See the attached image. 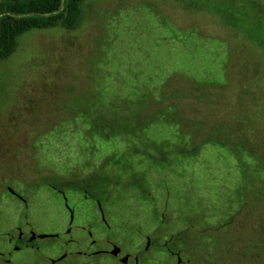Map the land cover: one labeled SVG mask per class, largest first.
Wrapping results in <instances>:
<instances>
[{
    "label": "rangeland",
    "instance_id": "obj_1",
    "mask_svg": "<svg viewBox=\"0 0 264 264\" xmlns=\"http://www.w3.org/2000/svg\"><path fill=\"white\" fill-rule=\"evenodd\" d=\"M95 118L115 135L91 134ZM97 174L112 182L102 214L63 190L73 221L44 183ZM20 230L46 237L7 261ZM64 254L264 264V0H88L75 29L27 31L0 58V264Z\"/></svg>",
    "mask_w": 264,
    "mask_h": 264
},
{
    "label": "trees",
    "instance_id": "obj_2",
    "mask_svg": "<svg viewBox=\"0 0 264 264\" xmlns=\"http://www.w3.org/2000/svg\"><path fill=\"white\" fill-rule=\"evenodd\" d=\"M88 0H2L0 1V58L9 57L16 48L18 38L25 32L33 29H52L62 27L65 29H75L78 27L82 14L83 4ZM99 118V117H98ZM96 119V118H95ZM93 119L89 132L103 138H110L115 135L113 122L111 120L101 125ZM100 123V122H99ZM207 139L206 142H212ZM226 145L225 143H222ZM199 146L190 149L179 148L178 152L183 157H192L197 154ZM163 154V153H162ZM171 154V152H169ZM165 155V154H163ZM161 161H166L162 156ZM129 184L142 187L143 181L140 178L131 176ZM131 180V181H130ZM45 184L57 190L72 189L83 192L92 199L103 201L105 196H110L112 182L109 176L90 175L77 180H49L45 179ZM120 182L115 183L117 185ZM107 199V198H106ZM175 241L183 242V233L174 237ZM175 241H172L170 249L175 250Z\"/></svg>",
    "mask_w": 264,
    "mask_h": 264
},
{
    "label": "flooded vegetation",
    "instance_id": "obj_3",
    "mask_svg": "<svg viewBox=\"0 0 264 264\" xmlns=\"http://www.w3.org/2000/svg\"><path fill=\"white\" fill-rule=\"evenodd\" d=\"M53 188V187H52ZM54 189V188H53ZM57 190V189H56ZM59 191V194L61 195V196H63L64 197V201H65V204H66V210L68 211V213L69 214H71V220L73 221V219H74V210H73V208L71 207V206H69L70 204L68 203V197H67V194L66 193H64L63 191H61V190H58ZM11 196H15V197H18V198H22V194H19V193H16V192H14V191H11L10 193H9ZM50 196H52V195H50ZM85 198H86V195L84 196ZM96 200V199H95ZM96 203H97V205L99 206V208H100V212H101V214H102V209H101V205H100V203H99V201H97L96 200ZM69 204V205H68ZM64 207V206H63ZM62 208L60 207V210H61ZM102 219H103V215H102ZM70 223H72V222H70ZM67 232H69V230L67 231ZM90 234V233H89ZM32 236H34V238H32ZM50 237V236H49ZM52 237V236H51ZM37 238H39V236H37L36 234H34L33 232H30L29 233V235H28V237L26 238V237H24V235H23V233H22V231L20 230L19 232H18V234H17V237H16V239L15 240H11V241H14L13 243H12V248H11V250L8 252V255H9V257L6 259L7 261H10V258H11V255L14 253V252H17V251H22V250H24V249H31V248H33V241L35 240V239H37ZM114 245L115 244H113L109 249H106V250H100V251H94V252H92L91 254H93V255H97V254H100V253H106V254H109V255H111L112 257H117L120 253H121V248H120V252L117 254V255H113V254H111V250H112V248L114 247ZM149 245V244H148ZM146 247H148V246H146ZM78 254H82V255H86V252H81V251H78L77 252ZM125 255H128V260H127V262L126 263H123V262H121V258L119 259L120 260V262L122 263V264H127L128 263V261H129V258H130V255L129 254H125ZM124 255V256H125ZM65 256H66V254H64V255H62L61 257H59L57 260H53L52 262H51V264H55L56 263V261H58V260H62L63 258H65ZM123 256V257H124ZM178 258V257H177ZM136 259V261H137V257L135 258ZM181 262V261H180ZM180 264V263H179Z\"/></svg>",
    "mask_w": 264,
    "mask_h": 264
},
{
    "label": "water",
    "instance_id": "obj_4",
    "mask_svg": "<svg viewBox=\"0 0 264 264\" xmlns=\"http://www.w3.org/2000/svg\"><path fill=\"white\" fill-rule=\"evenodd\" d=\"M46 235H39V238H44ZM34 238V236H32ZM120 252V248L117 245H114V247L111 250V254L117 255ZM128 260V255H125L121 258V262L126 263ZM178 262H180V258L178 257Z\"/></svg>",
    "mask_w": 264,
    "mask_h": 264
}]
</instances>
